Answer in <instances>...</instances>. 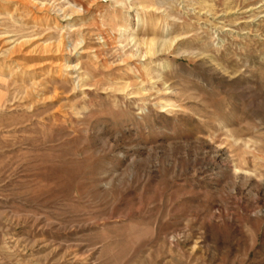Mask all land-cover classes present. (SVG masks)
Listing matches in <instances>:
<instances>
[{
    "label": "rangeland",
    "instance_id": "obj_1",
    "mask_svg": "<svg viewBox=\"0 0 264 264\" xmlns=\"http://www.w3.org/2000/svg\"><path fill=\"white\" fill-rule=\"evenodd\" d=\"M0 264H264V0H0Z\"/></svg>",
    "mask_w": 264,
    "mask_h": 264
},
{
    "label": "bare ground",
    "instance_id": "obj_2",
    "mask_svg": "<svg viewBox=\"0 0 264 264\" xmlns=\"http://www.w3.org/2000/svg\"><path fill=\"white\" fill-rule=\"evenodd\" d=\"M59 65L62 67V68H65V69H68L70 68L71 66H68L65 62L64 63H59ZM71 69V68H70Z\"/></svg>",
    "mask_w": 264,
    "mask_h": 264
}]
</instances>
